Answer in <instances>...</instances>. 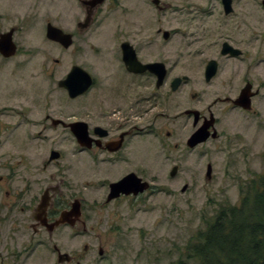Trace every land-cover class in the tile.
<instances>
[{
    "label": "rangeland",
    "instance_id": "obj_1",
    "mask_svg": "<svg viewBox=\"0 0 264 264\" xmlns=\"http://www.w3.org/2000/svg\"><path fill=\"white\" fill-rule=\"evenodd\" d=\"M121 1L123 4L116 8L113 0H106L83 35L74 37L73 43L65 48L45 37L46 24L51 22L67 32L75 30V20H82L85 16V8L79 0H0V4H5V8H0V25H4V30L11 26L16 28L13 39L18 44V50L46 52L52 56L50 62L49 58L40 57L39 63H47L45 67L54 69V107L50 112L55 118L62 114L60 111L64 105L79 114L80 105L87 102L86 96L65 98V90L57 86V81L69 70V63L81 66L83 63L91 75L106 78V73L116 66L115 57L114 60L112 57L115 56L117 38H128L138 46H143L145 41L150 43L149 53H142L146 59L148 56L152 58L160 49L169 54L165 47L179 39L183 53L193 52L199 63L216 56L215 51L221 40L240 44L245 50L241 55L244 58H230L228 62L224 60L214 83H219L229 71L236 86L247 76L255 86H261L260 94L253 98L248 113L232 109L221 116L219 129L223 138L218 144L208 142L197 145L193 150L184 146L176 156L163 155L164 160L160 155L159 159H154L152 154L147 177L155 188L162 189L158 193L146 191L137 201H101L100 189L93 186L104 175L80 161L75 153L78 151L77 145L62 128L45 132L46 137H34L39 125H26L16 115L5 118L13 128L0 136V185L4 188L0 192V202L10 200L6 197L7 192L14 195L17 191L22 197L19 205L22 203V212L28 219L24 220L25 228L24 224L18 226L16 221L8 224L6 217L2 220L6 209L0 206V264H76L75 260L70 263L58 262L56 254L52 252L53 244L62 252L81 254L79 264H169L186 259L190 247L198 242V233L206 229L208 222L222 209L238 208L240 205L242 209V201L251 200L259 186V182L254 180L264 173L262 0H233L236 11L229 16L220 15V0H189L208 4L205 6L206 15L201 16L200 22H194V26L180 23V13L175 8L159 12L149 5L147 17L145 6L148 4L137 7L139 0ZM177 2L173 0V5L179 8L181 3ZM130 6H134L133 14L129 13ZM157 27L173 32L170 33L171 40L165 45L161 44V34L155 32ZM109 33L110 37L113 36L110 40L104 36ZM100 35L104 36L103 42L110 41L109 44L99 43ZM185 35L189 39L198 38V41L188 48ZM53 57L58 59L57 63ZM10 64L11 59L7 61V65ZM182 65L186 68L185 58ZM192 67L198 68L199 65L194 61ZM185 68L184 74L195 77ZM14 71L16 73L13 75L8 68L2 72L6 90L5 94H1V99L10 98L11 88L27 93L35 85L28 64L20 62ZM17 73L21 74L22 79ZM38 76L44 85L47 82L45 74L40 72ZM208 88L203 79L199 85L192 87L198 91ZM14 95L20 97L16 92ZM92 95L94 91L89 98ZM27 98L28 94L26 104H30ZM4 103L16 109L21 107L18 106L20 102L16 101L2 100ZM251 110H256V114ZM64 111L66 115L72 112L69 109ZM51 149L59 151L62 157L57 164L47 163L45 166ZM169 156H172L170 160ZM174 163L178 164L179 173L177 175L176 172L169 179L166 174ZM59 176L72 195L82 196L85 203L82 220L86 223V229L78 224L74 230L59 226L50 235L39 229L33 232L27 225L33 221L29 216L30 210L38 200V193L47 185L57 182ZM66 181L73 182L72 186ZM184 184L186 189L181 192ZM12 212V219L23 216L18 214V209L7 212L6 216ZM85 245L87 250L84 249Z\"/></svg>",
    "mask_w": 264,
    "mask_h": 264
},
{
    "label": "flooded vegetation",
    "instance_id": "obj_2",
    "mask_svg": "<svg viewBox=\"0 0 264 264\" xmlns=\"http://www.w3.org/2000/svg\"><path fill=\"white\" fill-rule=\"evenodd\" d=\"M105 1L102 0L100 3L94 2L92 4L91 0H88L87 3L82 4L83 8H85V15L87 11V14H90L93 20L97 12H99L100 6ZM139 2L137 7L148 4L145 6L147 9L145 10L146 15L150 7L149 5L159 12H166L175 8L174 10L180 13L178 21L182 24H191L193 26L194 22H200L202 20L201 16L206 15L205 12H207V8L205 7L207 3H192L189 0H178L177 3H181L179 8L173 5V0H139ZM220 2L219 11L221 16L234 14L236 8L233 0L230 2L228 11H226L224 3L221 0ZM112 4L116 8H119L123 2L121 0H113ZM133 7H129V13L133 14ZM0 8H5V4H0ZM190 8H193V10L191 11ZM80 23L81 19L77 18L74 23L75 30L69 32L63 30L71 35L70 45L73 43L74 37L81 36L85 32ZM3 27L4 25H0V39L4 32L10 28H15L11 26L8 30H4ZM155 32L156 34H161L163 39L162 45L171 40L170 33H173L160 27H157ZM138 33H141V31ZM187 33L185 32V34ZM104 36H108L109 40L113 38V36L110 37V33ZM104 36H99V43L102 41L103 44L107 45L110 41L104 43ZM185 40L189 48L193 43L198 41V38L189 39V36L185 35ZM13 41L16 44V49L12 54L6 55L2 50L0 51V96L2 93L5 94L6 90L2 81V72L8 68L9 73L15 74L14 68L20 62L28 64L29 69H31L30 77L35 80V85L27 93L11 88L9 99L0 98V136L5 135V133H8V130L13 128L5 120V118L12 117V115L19 116L21 121L26 125H39V129L36 131L34 137H46L45 132L62 128L63 132H67L72 136L77 145L78 151L75 153L78 154L80 161L90 167V169H95L104 175L93 186L94 188H98V190L100 189L101 201L104 203L111 201L118 202L120 200L137 201L139 196L146 191L151 190L152 193L160 192L162 188H155L154 183L147 177L152 154L154 159H159L160 155V158L164 160L163 155L173 154V156H176L178 151L182 152L185 147L191 150L196 149L199 144L190 146L189 139L196 131L200 129L204 130L205 126L209 136L204 143L218 144L223 138L219 129V124L222 120L221 116L229 113L232 109L239 113L240 111L245 113L250 111L235 103L245 89V93L250 95L251 104L253 98L260 94L261 86H255L254 82L247 76H244L236 86L235 79L229 71H227L226 76L219 83H214L220 64L224 60L228 62L230 58L237 59L243 57L241 55L245 53V50L240 44L221 40L215 51L216 56L199 63L195 60L197 56L193 52L187 51L183 53L179 39L175 40L170 46L165 47L169 54L160 49L152 55V58L148 56L146 59L142 53H149L150 43L145 41L143 46L140 44L138 46V44L128 38H117L115 40V56L112 57L113 60L115 57L116 66L111 67L109 72L106 73V78H98L95 74L91 75L83 63L82 66L73 62L69 63V70L59 80L67 78L72 73L74 66H78L90 74H88L90 76L89 85L75 97L69 96L68 89L58 84L59 80L57 81V86L65 90V98L75 99L86 96L87 102L80 105L79 114L72 111L67 105H64L60 111L62 114L55 118L50 112L54 107V89L52 88L54 69L50 68V66L45 67L44 65L47 63H39L40 57L49 58L50 62L52 56H49V53L46 52H21L18 50V44L14 39ZM52 42L61 45L59 42ZM223 43L239 49L241 53L232 55L223 52ZM1 47L3 49L4 46L0 42ZM143 50L145 51L143 52ZM183 58L186 59V68L182 65ZM10 59L12 60V64L8 66L7 61ZM53 61L57 63L58 59L53 57ZM194 61L199 65L198 68L192 67ZM207 67H209L208 70H206ZM183 68L195 75V77L184 74ZM200 68L202 73H200ZM36 71L38 72L35 74ZM40 72L45 74L47 80L44 85L41 84V79L38 76ZM17 74L20 75L19 79H22L21 74ZM75 78L77 81H80L82 76L77 74ZM202 79L209 88L202 89L201 91L193 90L192 87L195 84L199 85ZM247 84L250 85L249 88L246 87ZM207 90L209 92H206ZM92 91H94V95L89 98ZM15 92L20 97H15ZM27 94V99L31 102L30 104H26ZM2 100L4 102H20L18 106L21 107L16 109L15 106L2 104ZM67 109L72 111L69 115L63 113ZM251 112L256 114V110H251ZM35 115L39 116L35 118ZM73 122L84 123L87 138L83 141V145L77 143L76 137L72 132L70 123ZM214 131L216 134L215 137H212ZM52 150L54 149L50 151ZM61 157L62 155L59 152V157L53 161L46 160L45 166L47 163L57 164L58 159ZM170 158L172 156H169L168 160ZM20 162L23 163V160ZM9 168H12V166ZM172 170H174L173 174H171ZM177 170L178 164H172L169 167L168 174H166L167 177L172 179ZM178 173L179 171L177 175ZM124 177H130L131 181L137 182L136 187L142 185H145V187L142 190H137L136 193L120 192L118 195L113 196V193L110 192V184L118 182ZM66 182L69 183L68 181ZM72 184L73 182L70 181L69 185L72 186ZM152 188L154 189L152 190ZM185 189L186 184L181 186L180 191L183 192ZM3 190V186L0 185V192ZM44 190H47L45 193L46 207L44 212L46 221H53L61 212L71 210L68 215V221L59 226H66L74 230L78 228V224H81L84 230L86 229V223L82 220L83 210L85 209L83 198L81 195H72L68 191L69 187L65 184L63 185L61 176L58 177L57 182L44 187L38 193L39 197ZM109 194L113 196L111 199L108 198ZM6 197L10 200L0 202V206L6 209L2 220L6 217L8 224H13L16 221L18 226L21 227L24 224L23 227L25 228L26 222L24 220L28 219V217L22 212L24 211L22 203L19 205V200L22 199L21 195L17 191L14 195H10L7 192ZM39 197L34 208L30 210V218H33V212L39 202ZM73 203L77 205V211L71 209ZM14 209H18V214H22L23 216L12 219L14 212L6 216L7 212H11ZM27 225L32 228L33 232L39 229L47 233L46 227L41 225V223H37L34 219L33 221H29ZM59 226L55 227L53 231ZM84 249L87 250L86 245ZM54 250L55 248L53 249L52 247V252L56 254L57 251ZM68 254L71 257L68 261L69 263L75 260L76 264H79L78 261L82 258L81 254H73V252Z\"/></svg>",
    "mask_w": 264,
    "mask_h": 264
},
{
    "label": "trees",
    "instance_id": "obj_3",
    "mask_svg": "<svg viewBox=\"0 0 264 264\" xmlns=\"http://www.w3.org/2000/svg\"><path fill=\"white\" fill-rule=\"evenodd\" d=\"M254 181L259 186L242 209L220 210L198 233L187 258L169 264H264V173Z\"/></svg>",
    "mask_w": 264,
    "mask_h": 264
},
{
    "label": "water",
    "instance_id": "obj_4",
    "mask_svg": "<svg viewBox=\"0 0 264 264\" xmlns=\"http://www.w3.org/2000/svg\"><path fill=\"white\" fill-rule=\"evenodd\" d=\"M101 1L102 0H91V3L92 4L94 2L100 3ZM222 2L224 3V5L226 7V11H228L229 5H230V0H223ZM262 3L264 6V0L262 1ZM88 23H89V21H88V17H87L83 25L86 26V25H88ZM12 31H13V29H11L10 31L1 35L2 39H0V42H1V45H3L4 47H3V49L1 47L0 51L2 50L3 53L6 55H10L15 51V45L11 40ZM46 34L49 38L60 42L65 47H67L71 43L70 34H64L59 28H57L53 25H50V24L47 25ZM222 51L225 53H230L232 55H238L241 53L239 49L233 48L232 46L228 45L227 43H223ZM211 66H212V64H211ZM208 69H209V67H207L206 70H208ZM76 73L80 74L82 76L83 80L81 79L80 81H77V79L75 78V76L77 75ZM89 83H90V76L78 66H74V68L72 69V73H70L68 75V77L65 78L64 80H60L58 82V84L60 86H64L68 89L70 97H75L77 94L83 92L87 88ZM246 87L249 88L250 85L247 84ZM245 91H246V89H245ZM245 91H242L241 95H239V97L235 103H237L238 105L242 106L245 109H250L251 108L250 95L246 94ZM70 126L72 128V132L74 133V135L76 137L77 142L80 145H83V143H84L83 141L87 138L86 131L84 128V123L83 122H73V123H70ZM215 134H216V132L214 131V133H212V136H215ZM208 136H209V133L206 131V126H205L204 130L200 129V130L196 131L194 133V135L189 139L190 146H193L197 143L204 141ZM58 157H59V152L51 151L50 156H49V160H52V159H55ZM209 172H210V169L208 168L207 173L209 174ZM173 173H174V170L171 171V174H173ZM136 184H137V182L131 181L130 177H124L122 180H120L118 182H113L110 184V188H111L110 192L113 193V196L118 195L120 192L136 193L137 190H142L145 187V185L136 187ZM113 196L111 194H109L108 198L111 199ZM45 207H46V195L44 192L41 195L40 202L38 203V205L36 207L37 213L36 214L34 213V219L36 221H40V223H43L44 225H46L48 227V231H51L55 226H57L61 223H64L65 221H68V215L71 212V210L70 211L66 210V211L61 212L59 214V217L56 220H54L50 224L47 223L46 217L44 214ZM71 209L77 211L78 210L77 205L75 203H73ZM69 259H70V257L68 256L67 253H61L58 251V255H57V261L58 262H62L64 260H69Z\"/></svg>",
    "mask_w": 264,
    "mask_h": 264
}]
</instances>
